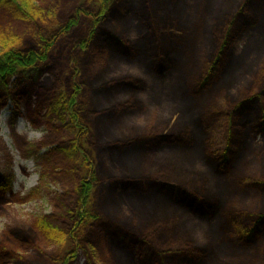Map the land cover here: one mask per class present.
Wrapping results in <instances>:
<instances>
[{"label": "trees", "instance_id": "1", "mask_svg": "<svg viewBox=\"0 0 264 264\" xmlns=\"http://www.w3.org/2000/svg\"><path fill=\"white\" fill-rule=\"evenodd\" d=\"M169 1L138 0L137 4L131 0L126 3L127 11L146 29L144 35L132 39L126 24L120 31L122 35L104 24L105 20L117 15L123 0H0V16H9L17 24L28 27L23 35H27L31 45L23 49L19 41L2 42L6 34H2L3 27L0 29V105L10 101L14 104L15 116L21 115L22 101L28 99L30 102V94L37 89L36 108L29 113V118L35 126L45 123L53 135L39 145L40 149L50 146L42 158L53 163L63 155L60 161L58 159L59 167H52L51 171L61 169L65 175L75 177L73 188L64 190L52 201L53 213L37 219L31 231L10 228L0 242V264H34L22 253L31 250L43 256L46 264H75L73 256L77 252L83 254L85 264H125L124 260L113 258V250L124 251L128 264H234L231 259L214 258L219 247L214 233L210 232L203 244L198 241L193 244L191 235L188 238L179 236L187 228L183 222L178 223L177 231L170 227L165 219L174 215L173 212L132 213L139 222L145 221L142 231L121 225L96 211L91 200L101 180L90 152L80 142V138L89 139V136L91 147L99 150V154L106 151L105 143L112 154L115 149L119 155L130 154L141 160L172 159L177 161L180 170L196 171L194 174L200 176L196 168L199 152L203 163L213 169L218 179L232 178L235 185L252 190L257 197L254 207L247 205L248 195H242L243 200H224L221 181L213 180L211 185L204 173L201 176L207 178V186L197 192L180 178L157 171L138 172L139 169L134 168L123 172V177L110 178L111 185L103 191L105 200L116 197L121 192L119 186L123 190L132 189L136 196L152 194L173 203L190 216H198L208 225L218 214L223 215V232L234 243L236 237L243 247L261 239L264 233V229L259 228L264 226V168L259 173L237 174L236 165L239 152L246 149L250 124L264 134V76L260 77L259 69L251 80H246L245 84L249 85L239 94L230 95L226 89L220 91L204 113L191 120L186 119L185 109L179 108L169 121L160 119L164 123L160 128L151 127L144 115L155 116L159 111L164 118L167 107L150 97L145 105L139 97L146 91L142 77L114 75V71L119 64H127L130 58L147 54L154 70L162 74L178 62L175 51L183 45L187 55L184 66L192 64L187 69L190 82L188 75L184 80L193 94H199L228 73L235 61L238 38L256 24L264 28V14L244 12L251 0H242L238 13H233L230 0H203L199 18L189 27L181 21L177 6H170ZM37 5L43 6V10ZM154 18L160 22L154 24ZM209 19L212 21L208 22ZM82 27L83 34L74 36ZM201 35L207 42L205 49L198 43ZM58 46L67 54L61 74L49 64ZM100 58L109 61L103 70ZM46 73L54 75V83L50 86L40 83ZM91 91V98L96 100L92 107L83 101V96ZM44 111L46 113L41 115ZM246 111L252 113V123L243 119ZM128 116H132L133 122L141 121L143 126L131 132L119 130L114 135L102 133L101 125ZM83 120L94 121L99 129L97 136ZM76 126H80L79 134L63 142H54L55 135ZM127 147L129 151L125 150ZM0 185L5 188L8 182L0 179ZM41 244L70 248L64 255H52ZM261 262L264 263V259Z\"/></svg>", "mask_w": 264, "mask_h": 264}, {"label": "rangeland", "instance_id": "2", "mask_svg": "<svg viewBox=\"0 0 264 264\" xmlns=\"http://www.w3.org/2000/svg\"><path fill=\"white\" fill-rule=\"evenodd\" d=\"M83 2L84 0H78ZM131 0H123L121 5L118 7L119 12L112 19L105 20L104 24L110 30L114 32L118 30L119 32L125 28V24L129 26V36L132 39L141 37L146 33V29L141 25L139 20H136L134 15L130 11H127L125 6L127 2ZM232 1V6L234 12L238 13L240 10L238 6L241 4L242 0H230ZM138 4V0H132ZM153 3V0L152 2ZM203 0H170L169 5L175 4L180 11L181 21L186 26H193V24L199 18V11ZM43 10V6L37 5ZM126 7V8H125ZM250 14H255L261 16L264 14V0H251V2L246 6L245 11ZM63 11L60 12V14ZM212 21L209 19L208 22ZM160 22L158 19L154 18V24ZM4 28V33L6 34L1 39L2 42L19 41L23 46V49H28L31 45L27 39V35H23L24 31L27 30L23 23L17 24L9 16H0V29ZM85 29L82 27L74 32V36H80L83 34ZM117 32V31H116ZM122 35V32H120ZM29 37V36H28ZM27 42V43H26ZM26 43V44H25ZM198 43L201 48L207 44L205 37L201 35L198 38ZM176 52V53H175ZM175 58L178 62L165 70L162 74L157 73L153 66H151L150 59L147 54H142L138 57L130 58L127 64L122 63L117 66L114 75H133L135 77H142L146 82V91L139 95L140 99L144 100L145 105H148L149 97L159 101L161 105L166 106L167 109L163 113L156 111L155 116H147L145 113V119L147 123L153 128H160L164 123L161 121H169L171 119L172 113L177 109H185L186 119L191 120L198 118L206 110L207 105L213 103V98L220 91L226 89L229 91L230 95H237L244 91L249 85L245 84L246 80H251L253 76L257 74L259 69V75L262 78L264 76V28L260 24H256L251 28H248L245 33L238 38L237 44L235 46L234 64L228 69V73L223 75L216 85L205 89V91L199 94H193L192 88L188 85V82L184 78L189 76V69L192 64L189 63L185 68L184 63L187 61L185 57L186 49L183 45H179L175 51ZM202 53V52H201ZM203 54V53H202ZM129 58V57H127ZM202 58V57H201ZM64 59H67V54L64 52L61 46H58L56 53L50 59L49 64L63 73ZM102 59L100 58L101 62ZM108 60L102 61L101 70L104 66L108 64ZM182 65L185 68V72L182 69ZM97 68V66H96ZM100 68V67H99ZM100 70V71H101ZM257 71V72H256ZM256 72V73H255ZM69 73V72H68ZM80 77H83L81 74ZM189 82H190V76ZM54 75L51 73H46L44 77L41 78L40 83L42 85L50 86L54 83ZM89 92V91H88ZM38 90L35 89L30 94V102L25 99L22 101L21 105V115L14 114V104L10 101L6 105H0V179H4L8 182L6 187H1L0 185V242L4 239L5 235L9 233L10 228H20L31 231L33 223L37 219H43L44 216L53 213L54 205L53 200H55L64 190L72 189L74 185V176H67L61 169H52L59 167L58 159L55 158L53 163L47 162V160L42 158V155L50 149V146H46L42 149L39 145L44 142L46 137L53 136L49 126L43 123L41 126H35L29 118V113L35 111V101ZM88 94V93H87ZM83 96V101L87 102L90 107L91 104L96 102L95 99L91 98L93 92L91 91L88 95ZM149 111V110H148ZM44 111L41 115H44ZM132 116H128L124 120L108 122L105 125H101L102 133H109L114 135L118 133L119 130L122 132H131L143 126L144 123L141 121L133 122ZM252 113L246 111L244 113L243 119L253 122ZM83 124L87 126L89 130L94 133V136L98 135V128L95 126L94 121H85ZM248 129V140L245 143L246 149L243 152H239L238 159L236 160L237 174H251L262 172L264 167V134L260 133L253 123L250 124ZM55 138H57L56 143L68 140L70 137L80 133V126L76 128H68L67 130H62ZM84 136V135H83ZM88 137L80 138L81 145L90 152L94 168L98 178L101 183L95 188L92 194L93 207L96 211L101 212L104 217L111 218L118 222L119 224L127 225V227L133 228V230H145L143 222L137 218H133L131 215L134 212L140 213L142 211L148 210L153 213H164L173 212L165 220L169 221L171 228H177L179 222H183L187 230L184 233H179L182 238L185 236L189 237L193 244L197 241L199 243H204L206 241L207 235L210 232L214 239L217 240L219 247L217 254L214 258H223L224 260L231 259L234 264H264V233L261 239L256 243L243 247L242 244L233 238L236 243L228 239V234L223 232L222 225L224 224L225 218L223 215L218 214V216L211 220L210 225L207 222L200 219L198 216H190L189 213L176 207L173 203L168 201H162L160 198H155L152 194L145 195H134L132 194V189L121 191L116 197L108 200L104 199L103 191L108 188L112 180L110 178H120L123 177V172L130 169L136 168L138 172L143 173L157 171L158 174L170 175L171 177L180 178L184 180L191 188L195 191L200 192L199 188H206L207 178L201 176L204 173L211 185L217 180L221 181L224 200H243L242 195H248L250 199L247 200L248 206H256L255 202L257 197L255 193L249 189H241L232 178L218 179L212 172L213 169L203 163L202 154L199 152L196 154V161L198 164L196 166L199 171V175L194 174L195 172L189 170H180L176 160L166 159H136L131 157L130 154L124 155L118 153L113 149L114 153H110L107 144L103 143L106 151H102L99 154V150L91 147ZM40 149V150H39ZM129 151L128 147L125 149ZM195 154H193V158ZM57 160V161H56ZM61 159H59L60 161ZM56 161V162H55ZM103 163V166H102ZM63 164V163H62ZM60 165L63 166V165ZM83 173V172H82ZM2 181V180H1ZM212 191V190H211ZM151 210V211H149ZM40 219V220H41ZM164 219V218H163ZM152 220V219H150ZM132 222V223H130ZM149 222V220L147 221ZM174 223V224H173ZM172 225V226H171ZM179 225H181L179 223ZM211 227V228H210ZM264 226H260V230L264 229ZM174 229V230H175ZM212 230V231H211ZM177 231V229H176ZM175 231V232H176ZM177 233V232H176ZM35 234V233H34ZM33 234V235H34ZM173 236H177L173 234ZM46 238V237H44ZM155 241L158 242L157 238ZM47 253L55 255H64L68 252L69 246L65 248L60 246H46L41 244ZM230 247L232 248L230 250ZM63 248V249H62ZM31 262L34 264H46L45 259L38 252L31 250L28 252H22ZM113 258L124 260L126 262V253L124 251L113 250ZM75 264H85L84 256L81 252H77L74 256ZM261 262V263H260ZM213 264V263H211Z\"/></svg>", "mask_w": 264, "mask_h": 264}]
</instances>
